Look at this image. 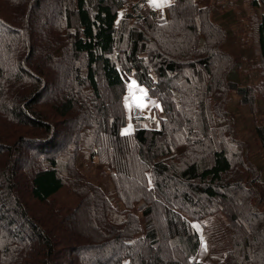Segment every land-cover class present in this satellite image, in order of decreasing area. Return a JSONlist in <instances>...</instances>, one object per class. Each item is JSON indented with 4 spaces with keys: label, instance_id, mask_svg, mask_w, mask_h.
<instances>
[{
    "label": "trees",
    "instance_id": "16d2710c",
    "mask_svg": "<svg viewBox=\"0 0 264 264\" xmlns=\"http://www.w3.org/2000/svg\"><path fill=\"white\" fill-rule=\"evenodd\" d=\"M164 13L147 0H0V264H264V159L250 160L225 108L228 93L249 113L264 105V13L256 84L223 49L212 4L169 0ZM130 80L156 102L158 127L123 135ZM253 134L264 158V123ZM215 213L230 246L194 259L192 222Z\"/></svg>",
    "mask_w": 264,
    "mask_h": 264
},
{
    "label": "rangeland",
    "instance_id": "374dc122",
    "mask_svg": "<svg viewBox=\"0 0 264 264\" xmlns=\"http://www.w3.org/2000/svg\"><path fill=\"white\" fill-rule=\"evenodd\" d=\"M165 1L167 4L169 0ZM213 1L214 0H198L200 4L208 3L213 5L215 11H217V20L220 19V16L225 18V20H222V26L227 31V37L225 42L223 43V49L235 58V60L237 61V65H239L237 73L239 71V73H242V75L246 77L247 81L245 82H250V84H256L260 82L261 78L258 75H260L262 71L260 70L258 61L256 26L257 17L261 13H264V8H261V10L258 12L256 8L250 4V0H229L230 3L228 5L219 8L213 3ZM147 3L151 8H153L150 0H147ZM125 9L126 5L124 6V8L119 10L120 15L124 13ZM39 16L40 15L38 13H34L31 18V23L35 28L34 33H36V38L39 39L40 37V39H42V35L38 33L41 31L40 24L38 25ZM132 83H134L135 85V81H129L127 85V92L123 100V105L126 108L127 113H132V108L134 106L129 96L134 98L135 101H138L139 98L142 97V99L144 100V103L142 104V107L144 109L143 111L152 115L154 113L156 116V102L150 99L146 100L144 90L136 85H132ZM100 88L103 99L110 107L109 109L114 110L115 107L112 101L114 98L113 92L107 90L102 82L100 83ZM260 105L261 106L256 108V110H250L249 113L246 108L240 106L239 98L235 94H227L225 108L232 114V121H236L237 137L248 143L250 148V160L255 161L264 159L262 157V147L259 145L253 134L254 123L256 121L264 123V105L261 102ZM148 127L157 128V120H155V123H153V125H150ZM79 164L81 166V169L85 172V174L91 181L103 186L107 190L111 188L110 180L103 168L87 161V159L82 156H80ZM258 164L261 165V163ZM71 198V194L66 189L57 194V201H59L60 203L68 201ZM160 215L161 212L159 211L158 221L162 222ZM77 218L78 221L82 223V221L84 222L85 216L84 218L82 216H75L74 219L77 220ZM192 225L198 232L201 243L197 251V255L194 257V259L205 258L210 262H214V260L217 261L219 258H221L223 253L230 246L229 232L225 227V219L223 215L221 213H215L214 215L207 217L202 222L203 226L196 221H193ZM83 228L87 230L84 224ZM124 264H127V262H125Z\"/></svg>",
    "mask_w": 264,
    "mask_h": 264
},
{
    "label": "crops",
    "instance_id": "0c3cea01",
    "mask_svg": "<svg viewBox=\"0 0 264 264\" xmlns=\"http://www.w3.org/2000/svg\"><path fill=\"white\" fill-rule=\"evenodd\" d=\"M151 1V0H150ZM155 3H160L162 6L161 7H155L154 3L151 2L153 9L157 12V18L159 22H164L165 20V13H164V7L166 4L165 0H155ZM132 85H134V83H132ZM136 85V83H135ZM134 85V86H135ZM131 102H133V112L131 113H127V118H128V123L122 127L121 129V134L125 135V134H129L132 133L135 129L137 128H141V127H148L150 125H153V123H155V114L153 113L154 117L152 114L150 113H146L145 111H143V107L142 104L144 103V100L141 98H139L138 101H135L134 98H132L131 96H129ZM137 105H141V106H137ZM131 118H134L136 120H132ZM127 130V131H126Z\"/></svg>",
    "mask_w": 264,
    "mask_h": 264
},
{
    "label": "snow or ice",
    "instance_id": "6c2138e0",
    "mask_svg": "<svg viewBox=\"0 0 264 264\" xmlns=\"http://www.w3.org/2000/svg\"><path fill=\"white\" fill-rule=\"evenodd\" d=\"M152 3H154L155 7H161L162 5L160 3H155V0H151ZM143 91V90H141ZM127 106V105H126ZM137 106H141V105H137ZM127 131V130H126Z\"/></svg>",
    "mask_w": 264,
    "mask_h": 264
},
{
    "label": "water",
    "instance_id": "95a60500",
    "mask_svg": "<svg viewBox=\"0 0 264 264\" xmlns=\"http://www.w3.org/2000/svg\"><path fill=\"white\" fill-rule=\"evenodd\" d=\"M122 129V128H121ZM122 133V132H121Z\"/></svg>",
    "mask_w": 264,
    "mask_h": 264
}]
</instances>
